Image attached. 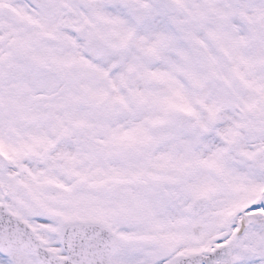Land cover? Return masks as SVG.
Returning a JSON list of instances; mask_svg holds the SVG:
<instances>
[{
	"label": "snow or ice",
	"instance_id": "snow-or-ice-1",
	"mask_svg": "<svg viewBox=\"0 0 264 264\" xmlns=\"http://www.w3.org/2000/svg\"><path fill=\"white\" fill-rule=\"evenodd\" d=\"M0 264H264V0H0Z\"/></svg>",
	"mask_w": 264,
	"mask_h": 264
}]
</instances>
